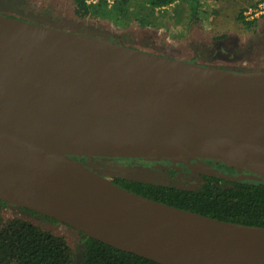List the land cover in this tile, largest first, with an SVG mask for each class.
Listing matches in <instances>:
<instances>
[{
	"label": "water",
	"instance_id": "1",
	"mask_svg": "<svg viewBox=\"0 0 264 264\" xmlns=\"http://www.w3.org/2000/svg\"><path fill=\"white\" fill-rule=\"evenodd\" d=\"M82 157L215 159L264 180V69L204 66L0 13L1 201L161 264H264V226L150 199ZM143 173L122 176L164 183Z\"/></svg>",
	"mask_w": 264,
	"mask_h": 264
},
{
	"label": "trees",
	"instance_id": "2",
	"mask_svg": "<svg viewBox=\"0 0 264 264\" xmlns=\"http://www.w3.org/2000/svg\"><path fill=\"white\" fill-rule=\"evenodd\" d=\"M178 1L182 0H118L109 8L105 3L89 5L84 0H72L73 13L78 18L97 17L100 21L108 20L112 26L120 28L128 27L133 19L142 27L155 25L158 19L156 10L161 11ZM183 1H186L189 7L191 27L197 26L201 21L203 0ZM219 1L235 6L236 19L243 27L253 32V35L259 32L256 28L264 15L248 19L245 11L250 7H257L264 0ZM222 9L216 8L213 11L214 16L219 15ZM218 39H223V43L216 46L225 51L224 42L229 40V35L226 33L215 36V40ZM256 69L263 70L264 66L248 71ZM242 70L244 69L240 71ZM202 180V184L197 187H183L176 181L158 183L122 175L115 179L119 185L132 192L171 206L224 221L264 226V180L244 177L242 174L231 177L212 175ZM7 204L0 200V264H161L115 248L68 226L82 237L79 247L73 248L67 237L62 234L23 217L6 216L4 209ZM19 208L49 221L58 222L32 210Z\"/></svg>",
	"mask_w": 264,
	"mask_h": 264
},
{
	"label": "rangeland",
	"instance_id": "3",
	"mask_svg": "<svg viewBox=\"0 0 264 264\" xmlns=\"http://www.w3.org/2000/svg\"><path fill=\"white\" fill-rule=\"evenodd\" d=\"M143 1V0H142ZM259 6V5H258ZM250 7L245 11L248 19L264 15V7L256 10ZM109 7V6H108ZM223 8L214 16L216 8ZM112 8V7H109ZM158 19L155 25L142 27L134 19L128 27H114L109 21H100L97 17L80 19L73 13L72 0H0V13L14 18L52 26L58 29L85 33L99 38L135 47L145 51L169 56L175 59L190 61L204 66H214L233 71H248L264 66V18L261 17L256 35L247 30L236 19L235 6L219 0H203L200 11L201 21L191 27L189 7L186 1H178L165 9L156 10ZM96 18V19H95ZM229 35L224 42L225 51L219 48L223 39L215 36ZM256 37V38H254ZM236 53V55H234ZM240 68V69H239ZM257 70V69H256ZM180 162V161H178ZM102 166V165H101ZM109 176L130 172H145L163 175L159 181L165 183L166 174L146 166H119L104 170ZM4 214L8 217L26 218L44 228L67 237L73 248H78L81 235L70 227L49 221L39 215L31 214L18 206L7 204Z\"/></svg>",
	"mask_w": 264,
	"mask_h": 264
},
{
	"label": "flooded vegetation",
	"instance_id": "4",
	"mask_svg": "<svg viewBox=\"0 0 264 264\" xmlns=\"http://www.w3.org/2000/svg\"><path fill=\"white\" fill-rule=\"evenodd\" d=\"M32 20L33 22L36 21L34 19ZM76 159L84 163L90 169L100 173L106 178L111 179L115 183H117L115 181L117 176L121 175L119 174L109 176L108 174H106V172H103L104 170L108 168H118L119 166H146L164 172L168 177L166 178L165 183L176 181L179 185H183V187H197L202 184V179H204L206 176L221 175L231 177L235 174H251L245 169H241L239 167L215 159H193L188 162H178L171 159L154 160L145 158L82 157Z\"/></svg>",
	"mask_w": 264,
	"mask_h": 264
},
{
	"label": "built area",
	"instance_id": "5",
	"mask_svg": "<svg viewBox=\"0 0 264 264\" xmlns=\"http://www.w3.org/2000/svg\"><path fill=\"white\" fill-rule=\"evenodd\" d=\"M87 4L89 5H98L100 3H105L107 4L109 7H112L118 0H84ZM264 7V2L260 3L258 8H256L255 11L257 10H261Z\"/></svg>",
	"mask_w": 264,
	"mask_h": 264
}]
</instances>
